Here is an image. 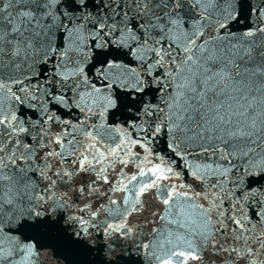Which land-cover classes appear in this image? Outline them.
<instances>
[{
	"label": "snow or ice",
	"instance_id": "snow-or-ice-1",
	"mask_svg": "<svg viewBox=\"0 0 264 264\" xmlns=\"http://www.w3.org/2000/svg\"><path fill=\"white\" fill-rule=\"evenodd\" d=\"M264 264V0H0V264Z\"/></svg>",
	"mask_w": 264,
	"mask_h": 264
},
{
	"label": "water",
	"instance_id": "water-1",
	"mask_svg": "<svg viewBox=\"0 0 264 264\" xmlns=\"http://www.w3.org/2000/svg\"><path fill=\"white\" fill-rule=\"evenodd\" d=\"M54 264H55V262H54ZM125 264H136V261H135L133 258H129V259L125 262Z\"/></svg>",
	"mask_w": 264,
	"mask_h": 264
}]
</instances>
